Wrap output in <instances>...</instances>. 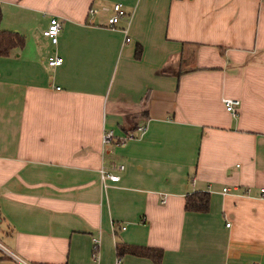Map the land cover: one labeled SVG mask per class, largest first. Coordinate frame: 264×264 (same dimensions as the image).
<instances>
[{"label":"crops","instance_id":"obj_1","mask_svg":"<svg viewBox=\"0 0 264 264\" xmlns=\"http://www.w3.org/2000/svg\"><path fill=\"white\" fill-rule=\"evenodd\" d=\"M0 28V264H264V0H0Z\"/></svg>","mask_w":264,"mask_h":264},{"label":"built area","instance_id":"obj_2","mask_svg":"<svg viewBox=\"0 0 264 264\" xmlns=\"http://www.w3.org/2000/svg\"><path fill=\"white\" fill-rule=\"evenodd\" d=\"M100 10L104 13H109L105 19L106 26L109 28H115L117 23L122 19L126 17V13L121 7L120 3H113L110 6H102L100 7ZM95 13V9L93 7H89L87 10L88 15H92ZM59 29V23L55 17H51L46 29L42 31V35L47 37L49 41L54 44L56 42V35ZM125 34V28L120 29ZM128 37L124 35V42H128ZM61 62L60 57L53 55L47 58L46 63L48 66L54 67L59 65ZM221 102L225 109L232 115L236 116V107L238 105V101L235 99L230 98H222ZM145 131V125L139 124L136 127L133 128V130L127 131L123 136L116 138L113 136V133L111 130H107L102 132L100 136V144L106 145L108 143H112L113 145H119L122 144L124 141L128 139H133L138 136H140ZM112 169L121 170L123 167L122 165H114L111 164ZM105 179H108L110 181H117L118 175L112 174L106 170L100 169V180L103 184V181ZM222 191H226V188H222ZM264 189H260L261 194L263 193ZM91 245H92V258H96V248H97V239L91 238ZM257 264V263H253Z\"/></svg>","mask_w":264,"mask_h":264},{"label":"trees","instance_id":"obj_3","mask_svg":"<svg viewBox=\"0 0 264 264\" xmlns=\"http://www.w3.org/2000/svg\"><path fill=\"white\" fill-rule=\"evenodd\" d=\"M24 38L16 31L0 28V57L8 55L13 49L23 46ZM138 49H136V52ZM136 127V126H135ZM208 205V194L196 191L185 194L183 198L184 211L205 212ZM116 255L131 254L150 259L153 264H160L161 250L154 247L134 246L125 243L115 245Z\"/></svg>","mask_w":264,"mask_h":264}]
</instances>
